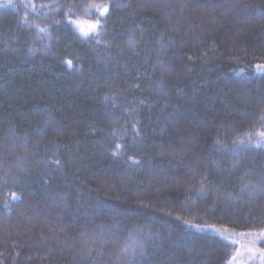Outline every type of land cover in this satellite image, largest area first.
Here are the masks:
<instances>
[{
    "label": "trees",
    "instance_id": "trees-1",
    "mask_svg": "<svg viewBox=\"0 0 264 264\" xmlns=\"http://www.w3.org/2000/svg\"><path fill=\"white\" fill-rule=\"evenodd\" d=\"M261 134L264 0H1L0 264H237Z\"/></svg>",
    "mask_w": 264,
    "mask_h": 264
},
{
    "label": "snow or ice",
    "instance_id": "snow-or-ice-1",
    "mask_svg": "<svg viewBox=\"0 0 264 264\" xmlns=\"http://www.w3.org/2000/svg\"><path fill=\"white\" fill-rule=\"evenodd\" d=\"M91 8H95L96 11L98 12L99 16H101V17L104 16L108 12L107 6H102L101 7V6H97V5H89L88 9H91ZM70 14H71L70 12L67 13V15H70ZM71 23L75 24L76 27H78L80 29V31L82 32V34L85 35V36H87L89 34V32H91L95 36H99L100 35V32L97 31V29L100 27L99 20H97V22L95 24L88 25V31H85L84 28L81 27V22L71 21ZM36 27H37V29H39L40 32H45L46 31L45 28H40L39 25H36ZM68 63H69V65H71L70 61ZM257 67L260 68V66H257ZM238 143H239V145L244 146V141L243 140L239 141ZM256 146L257 147L264 146V134H261V139L257 142ZM119 150H120V146L117 145L116 152L119 153ZM114 154H116V153H114ZM134 163H138V161H134ZM11 199L12 200H17V199H19V197L15 193H12L11 194ZM5 207H7V205H5ZM189 227L196 228L198 231H203L204 230L199 225H189ZM221 235H223V234H221ZM260 235L264 236V233H261ZM223 238L227 239V237H223ZM130 239H131V237H130ZM133 244H135L137 247H141L142 248L143 242L139 241V240H133ZM130 249L132 251H135V248H131V245L126 246L125 248L121 249V251L122 252H128ZM261 255H264V253H261Z\"/></svg>",
    "mask_w": 264,
    "mask_h": 264
},
{
    "label": "rangeland",
    "instance_id": "rangeland-1",
    "mask_svg": "<svg viewBox=\"0 0 264 264\" xmlns=\"http://www.w3.org/2000/svg\"><path fill=\"white\" fill-rule=\"evenodd\" d=\"M263 240L264 236H249L244 238L239 242V248L233 262L237 264H257L264 260V255H261V253H264V250H261L257 243Z\"/></svg>",
    "mask_w": 264,
    "mask_h": 264
}]
</instances>
